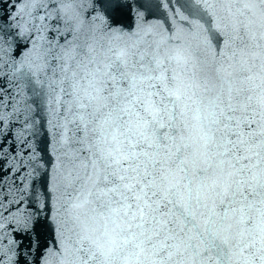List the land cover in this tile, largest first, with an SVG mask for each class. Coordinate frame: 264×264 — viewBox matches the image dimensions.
Masks as SVG:
<instances>
[{
    "label": "snow or ice",
    "instance_id": "snow-or-ice-1",
    "mask_svg": "<svg viewBox=\"0 0 264 264\" xmlns=\"http://www.w3.org/2000/svg\"><path fill=\"white\" fill-rule=\"evenodd\" d=\"M0 264H264V0H0Z\"/></svg>",
    "mask_w": 264,
    "mask_h": 264
}]
</instances>
